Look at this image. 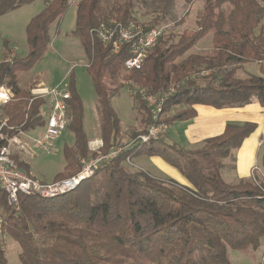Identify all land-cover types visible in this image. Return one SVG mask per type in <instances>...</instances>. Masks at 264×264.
Instances as JSON below:
<instances>
[{
	"label": "trees",
	"instance_id": "trees-1",
	"mask_svg": "<svg viewBox=\"0 0 264 264\" xmlns=\"http://www.w3.org/2000/svg\"><path fill=\"white\" fill-rule=\"evenodd\" d=\"M35 1L0 0V17ZM43 1V9L25 27L27 54L0 66V84L11 85L22 96L6 106L10 123L21 124L27 115V129L41 125L37 112L42 100H34L27 110L26 92L17 90L15 76L42 59L51 41V26L56 24L58 33L61 17L71 5L69 0ZM203 2L191 33L179 34L177 39L163 33L142 68L127 71L123 66L129 55L126 48L113 53L93 30L114 20L128 22L133 0H77L71 33L81 44L96 93L102 152L118 144L120 133L112 106L114 92L106 79L115 83L124 79L153 94L174 86L176 91L165 100L158 120L167 126L195 117L198 104L240 108L255 99L264 109V0ZM209 34L211 55L194 54L177 61ZM4 45L6 54L10 53L7 41ZM251 63L260 64L261 74L236 76L237 66ZM201 70L208 71L203 84L187 79ZM122 86L118 83L116 92ZM68 90L67 130L73 134V143L63 146L65 164L54 181L74 175L82 160L96 155L88 150L83 104L72 77ZM135 98L146 111V125L158 122L145 102L136 94ZM173 106L180 108L164 116ZM255 129L251 122L228 123L220 135L206 138L194 149L169 143L164 136L147 143L133 141L73 190L55 198L20 196L18 206L11 207L0 190V264H8L3 234L18 244L21 264H231L230 249L257 248L264 237V148L258 170L261 179L229 183L221 175L224 159ZM141 155L159 157L189 185L166 183L143 171L132 173L121 164ZM19 166L28 172L26 164Z\"/></svg>",
	"mask_w": 264,
	"mask_h": 264
},
{
	"label": "rangeland",
	"instance_id": "rangeland-1",
	"mask_svg": "<svg viewBox=\"0 0 264 264\" xmlns=\"http://www.w3.org/2000/svg\"><path fill=\"white\" fill-rule=\"evenodd\" d=\"M69 1L71 5L68 11L61 17L58 33H56V24L51 26V41L42 59L30 70L16 74L15 87L20 92H26V97L24 98L29 102L30 89L37 86L40 82L48 87L60 85L68 88L72 77L76 92L83 104V128L87 138L89 141L101 140L96 109V93L86 70L87 60L79 40L71 33L75 26V4L77 0ZM203 6V0H133L131 19L142 26L151 24L163 27L166 37L172 34L175 36L174 39H177L179 34H189L195 29L196 19L202 13ZM43 7L44 1L38 0L0 17V54H6L4 41H7V47L14 54V57L21 58L27 54L28 47L25 27L28 21L37 15ZM262 25H264V21ZM194 54L203 57L212 54L211 34L199 40L194 47L178 58L177 61L179 62ZM228 68H232V66ZM235 70L236 76L239 77H244L248 74H261L259 63L243 64L237 66ZM207 74V70H201L192 73L187 79L196 81L198 84H203ZM105 83L110 88V92H114L112 106L120 120L118 144L115 147H120L123 150L133 142L137 135L140 134V131L146 129V111L136 101L134 91L138 88L137 85L132 83L126 84L124 83V79H119L116 83L106 79ZM118 83H121L123 86L116 92V85ZM15 97V101H17L22 96L18 95L15 91ZM179 108V106L171 107L164 116L168 117V115L173 114ZM179 122L177 121L176 123ZM14 125L18 126L19 124ZM168 127L165 134L162 135L164 138L167 137ZM32 130H35V127ZM41 131L42 129L32 132V135ZM166 141H168V138H166ZM72 143L73 134L69 130H66L55 141L50 153L37 151L33 159L25 158L19 160L21 161L19 164H26L28 166V173L35 179L42 182H52L54 181V175L60 172L65 164L62 154L63 146L65 144L71 145ZM233 153L234 151L231 152L230 156H233ZM150 159L151 157L146 155L129 157L121 164L132 173L143 171L151 177L166 183L173 181L182 186L189 185L187 180L176 169L167 164L166 166L164 161L159 159V157L155 159L160 161ZM255 165L260 166L259 164ZM253 173L254 175L250 171L249 177L262 178V174L258 170ZM1 238L4 243L3 247L8 264H21L18 258V244L8 234L1 235ZM228 255L231 264H264V237L261 238L260 245L257 248L245 245L238 250L230 249Z\"/></svg>",
	"mask_w": 264,
	"mask_h": 264
},
{
	"label": "built area",
	"instance_id": "built-area-1",
	"mask_svg": "<svg viewBox=\"0 0 264 264\" xmlns=\"http://www.w3.org/2000/svg\"><path fill=\"white\" fill-rule=\"evenodd\" d=\"M93 31L102 42L110 46L113 53L117 54L122 48H126L129 55L123 66L125 70L130 71L142 68L144 59L164 33V28L159 26L147 28L130 19L125 24L116 20L110 23H101ZM13 58L14 54L11 52L5 55L0 54V66L10 63ZM175 91L176 88L170 86L162 94H153L141 87L136 88L134 93L145 102L152 119L158 121L165 100ZM70 97L68 88L60 85L48 87L39 83L30 89L27 110L34 100H42L37 112L42 123L32 130L24 128L27 115L18 126L10 123L5 108L16 100L15 91L7 83L0 84V190L9 206L17 207L20 196L50 199L67 193L82 180L90 177L98 166L107 164L122 151L120 147H113L103 153L101 151L102 140L89 141L88 149L96 155L82 160L81 169L74 175L52 182L39 181L19 166V162H21L19 160L33 159L37 151L51 152L55 141L67 130L66 113ZM40 129H42L40 133L32 135V132ZM166 129L167 125L164 122L152 123L133 141L147 143L164 135ZM256 170H259V167L254 165L251 168V174ZM1 225L2 218L0 216V228Z\"/></svg>",
	"mask_w": 264,
	"mask_h": 264
},
{
	"label": "crops",
	"instance_id": "crops-1",
	"mask_svg": "<svg viewBox=\"0 0 264 264\" xmlns=\"http://www.w3.org/2000/svg\"><path fill=\"white\" fill-rule=\"evenodd\" d=\"M194 109L196 115L192 119L182 120L179 123L175 121L169 125L167 142L186 149H194L199 147L206 138L220 135L228 123H255V131L245 139L239 149L234 150L233 156L224 159V167L221 170L223 179L229 183L248 178L252 166L259 164L264 148V109L255 99L240 108L217 109L198 104L194 105ZM155 158L151 157L150 160L160 161Z\"/></svg>",
	"mask_w": 264,
	"mask_h": 264
}]
</instances>
